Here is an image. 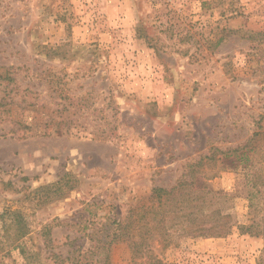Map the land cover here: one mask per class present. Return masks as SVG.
Listing matches in <instances>:
<instances>
[{"label":"rangeland","instance_id":"374dc122","mask_svg":"<svg viewBox=\"0 0 264 264\" xmlns=\"http://www.w3.org/2000/svg\"><path fill=\"white\" fill-rule=\"evenodd\" d=\"M191 181L228 194L232 227L179 226L157 253L257 264L241 226L264 218V0H0V235L10 210L30 228L4 263L60 264ZM122 239L113 263L132 264Z\"/></svg>","mask_w":264,"mask_h":264},{"label":"trees","instance_id":"16d2710c","mask_svg":"<svg viewBox=\"0 0 264 264\" xmlns=\"http://www.w3.org/2000/svg\"><path fill=\"white\" fill-rule=\"evenodd\" d=\"M215 176H209L206 180ZM227 198V193L214 191L206 181L197 186L191 181L190 185L180 182L170 189L156 187L149 201L134 209L126 222L114 220L103 224L106 228L113 225L116 227L112 234L102 230L90 234L88 238L94 245L87 251L77 249L70 257L51 253V257L56 262L60 261V264H114L112 247L125 238L132 250V264H173L162 258L157 250L171 244V231L179 226L188 231L191 238L221 237L229 233L232 215L220 207L215 208V205L225 202ZM250 202L253 212L251 197ZM6 214L8 217L4 219V233L0 235V264H6L5 257L12 258V249H19L21 254H25L21 242L30 233L27 217L21 210H10ZM241 229L264 239V218L262 222L253 220L249 225H242ZM45 231L49 235L47 229ZM49 240V237L46 238V242ZM257 264H264V245Z\"/></svg>","mask_w":264,"mask_h":264}]
</instances>
